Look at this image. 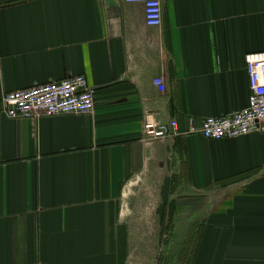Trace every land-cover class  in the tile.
Segmentation results:
<instances>
[{
    "label": "crops",
    "instance_id": "0c3cea01",
    "mask_svg": "<svg viewBox=\"0 0 264 264\" xmlns=\"http://www.w3.org/2000/svg\"><path fill=\"white\" fill-rule=\"evenodd\" d=\"M161 6L148 27L120 0H0V264H154L146 220L201 221L162 264H264V134L189 133L247 107L264 0ZM72 76L92 113L4 115L5 93ZM148 119L175 121L177 136L150 140Z\"/></svg>",
    "mask_w": 264,
    "mask_h": 264
},
{
    "label": "built area",
    "instance_id": "2783aa9c",
    "mask_svg": "<svg viewBox=\"0 0 264 264\" xmlns=\"http://www.w3.org/2000/svg\"><path fill=\"white\" fill-rule=\"evenodd\" d=\"M126 4H141L148 27L162 25V0H120ZM249 89L248 105L227 116L207 118L199 128L191 126L189 133L206 140L235 139L251 133L264 134V52L244 57ZM162 78L154 80L160 92L165 90ZM84 76L42 84L37 87L8 92L3 95V113L11 120H39L43 117L84 115L94 111V92ZM144 133L150 140H167L178 134L175 121L157 125L147 120Z\"/></svg>",
    "mask_w": 264,
    "mask_h": 264
},
{
    "label": "rangeland",
    "instance_id": "374dc122",
    "mask_svg": "<svg viewBox=\"0 0 264 264\" xmlns=\"http://www.w3.org/2000/svg\"><path fill=\"white\" fill-rule=\"evenodd\" d=\"M187 212L188 211H186L185 212L186 214H185L183 211L182 216L186 217L185 215H188ZM161 221L162 220H146L145 224L148 226V228L144 229L145 230L144 233H145V236L148 237V239H146V241L141 242V243L140 242L134 243L135 246H137L138 243H140L144 245L146 244L145 247H149L150 249H155L156 252H155V255H153L154 260H155L154 264H158V261L159 263L161 262L160 264H162L163 259L166 258L165 253L167 251V248H170V246H172L173 244L172 241L176 237V234L178 233L182 234L184 232L189 233L190 231L196 232V230L197 231L200 230L199 224L201 223L200 220H194V223H191L192 225H190L191 220L190 221L185 220L187 224L183 221V224H182L183 227L181 228L182 230H180L178 229L179 228L178 226L173 225L175 220H166V224L165 225L163 224V226L161 225ZM158 224H160L159 227H157ZM186 241L187 240L183 241V243L180 246L185 247L187 244Z\"/></svg>",
    "mask_w": 264,
    "mask_h": 264
}]
</instances>
